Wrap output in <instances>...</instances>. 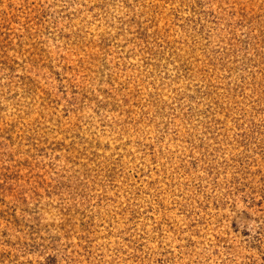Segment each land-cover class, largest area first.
<instances>
[{
  "label": "rangeland",
  "instance_id": "rangeland-1",
  "mask_svg": "<svg viewBox=\"0 0 264 264\" xmlns=\"http://www.w3.org/2000/svg\"><path fill=\"white\" fill-rule=\"evenodd\" d=\"M0 264H264V0H0Z\"/></svg>",
  "mask_w": 264,
  "mask_h": 264
}]
</instances>
